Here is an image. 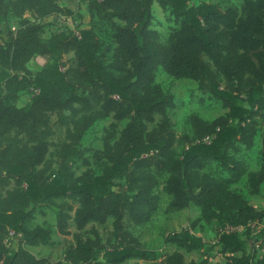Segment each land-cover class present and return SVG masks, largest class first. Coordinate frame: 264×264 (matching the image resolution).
I'll list each match as a JSON object with an SVG mask.
<instances>
[{
  "label": "trees",
  "instance_id": "obj_1",
  "mask_svg": "<svg viewBox=\"0 0 264 264\" xmlns=\"http://www.w3.org/2000/svg\"><path fill=\"white\" fill-rule=\"evenodd\" d=\"M62 1L0 0V27L12 16L21 20L16 31L0 37V264L152 260L154 254L127 224L152 220L161 205L160 188L170 199L168 213L192 206L201 213L190 229L167 236L166 244L187 253L215 252L227 264H264L256 250L264 240V210L232 189L246 179L256 196L264 185V133L258 170L236 157L255 147L264 125V0H241L240 9L196 0H80L76 11ZM82 4L89 14L86 25ZM155 4L179 26L167 43L153 29ZM52 17L78 18L80 24L45 41L44 21ZM105 25L113 29L116 45L109 64L99 37ZM71 54L73 66L64 70V58ZM37 58L44 64L32 71L28 66ZM160 69L196 82L222 103L225 114L212 121L193 114L188 118L192 135L178 136L169 115L174 96L156 83ZM23 94L31 99L18 107ZM108 119L103 147L93 155L95 163H103L102 172L88 169L77 176L76 162L91 166L83 138ZM55 125L65 129L57 141ZM210 162H217L227 178L207 173ZM120 179L126 187L117 191ZM60 199L67 201L55 204ZM44 206L55 211L57 231L65 239L62 261L26 249L52 241L49 229L27 227ZM110 220L113 231L104 244L96 225ZM214 222L221 228L216 242L193 233ZM13 238L15 248L8 245ZM154 264L213 263L187 261L174 251Z\"/></svg>",
  "mask_w": 264,
  "mask_h": 264
},
{
  "label": "rangeland",
  "instance_id": "obj_2",
  "mask_svg": "<svg viewBox=\"0 0 264 264\" xmlns=\"http://www.w3.org/2000/svg\"><path fill=\"white\" fill-rule=\"evenodd\" d=\"M206 2L210 4H218L223 8L236 7L241 8V0H196ZM64 6L68 8H76L77 0H63ZM79 7V6H78ZM83 12V8L81 7ZM83 22L88 24L89 14L83 12ZM154 23L153 29L157 30L161 35V41L167 43L170 35L179 28L174 22L173 18L168 13L162 11L158 5L153 6ZM26 17H29L27 14ZM21 20L16 17L9 19L6 27H0L1 40L6 38L5 34L8 30L16 31L20 27ZM46 24L44 40L47 41L51 35L64 28L76 29L80 24L78 18L68 19L66 17H52L44 21ZM113 29L105 25L102 30L99 31V37L102 43L101 54L106 64L111 62L112 52L116 45L113 41ZM44 64V61L40 58L35 59L29 64V69L32 71H38ZM64 70L73 66V55H67L63 61ZM156 83L162 88L164 92L170 93L174 96V102L176 107L169 112V115L174 124V129L178 136L184 134L192 135L191 127L188 124V118L196 114L201 118L212 121L223 114L226 110L223 108L222 103L212 98L209 94L203 93L199 90L198 84L192 80L180 79L177 80L162 69L157 72ZM31 96L29 94H23L18 101V107H23L29 103ZM57 121V117L53 118V122ZM112 120L98 121L93 127L86 133L82 140L85 154L89 159L91 166L87 167L82 162H76L73 166V170L77 176L83 175L88 169L92 170L94 174H100L102 172L103 163L94 162V152L101 150L103 147V137L105 130L110 126ZM125 123L121 125L124 127ZM56 136L54 140L63 138L65 129L61 126L55 125ZM264 133V125L261 122L258 136L255 140V147L250 150H242V152L236 155L237 158L243 160L250 170H258L261 166L260 151L262 148L261 138ZM183 145L178 146V151L182 152ZM206 172L217 178H227V175L223 173L220 165L217 162H210L206 168ZM119 191L126 187L125 181L120 179L116 181ZM232 189L235 192L242 194L256 209L264 210V185L261 188V192L253 196L250 194V190L246 184V179H242L238 184L233 185ZM158 194L161 197V205L157 213L152 220L143 226H134L127 224L128 229L137 236L144 247L154 254V258L149 261H141L132 259L128 264H154L156 261H160L161 258L174 251H180L183 253L187 261H201L206 258L213 264H227L226 258L216 256L215 252H208L206 250H199L192 253H187L184 249L178 248L175 245L166 244L165 239L167 236L173 233L181 232L185 229H190L192 224L201 216L200 209L192 206L187 210L175 213H168L166 211L169 203V197L166 195L162 188L158 190ZM67 200H55V204H61ZM57 216L55 211L50 206L42 207L35 215V217L27 223L29 229L41 226L51 231L52 241L49 245L30 247L26 246L30 252H32L38 258H49L52 261H62L64 258V237L61 236L56 228ZM264 225V224H263ZM96 229L102 238L104 244H109L111 239V232L113 231V220H110L105 226L96 225ZM75 231V229H72ZM90 230V227L87 231ZM221 230L217 222L207 225L202 223L198 226L193 233L200 237L206 243L216 242V237ZM69 240L72 237H68ZM8 245L15 248L16 241L11 239ZM257 255L261 257L264 255V240H261L256 245Z\"/></svg>",
  "mask_w": 264,
  "mask_h": 264
},
{
  "label": "crops",
  "instance_id": "obj_3",
  "mask_svg": "<svg viewBox=\"0 0 264 264\" xmlns=\"http://www.w3.org/2000/svg\"><path fill=\"white\" fill-rule=\"evenodd\" d=\"M79 1H80V0H77V7H76V8H70V9L76 11V10L78 9V6H79ZM62 5L64 6L63 1H62ZM81 7L83 8V12H86V13H87V11H86V6L82 4ZM83 12H82V14H83ZM83 15H85V14H83Z\"/></svg>",
  "mask_w": 264,
  "mask_h": 264
},
{
  "label": "built area",
  "instance_id": "obj_4",
  "mask_svg": "<svg viewBox=\"0 0 264 264\" xmlns=\"http://www.w3.org/2000/svg\"><path fill=\"white\" fill-rule=\"evenodd\" d=\"M251 227L254 228V226H251ZM227 230H233V229L232 228H227ZM236 230H241V229L240 228H237Z\"/></svg>",
  "mask_w": 264,
  "mask_h": 264
}]
</instances>
